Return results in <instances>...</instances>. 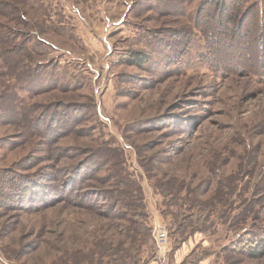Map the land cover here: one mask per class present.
<instances>
[{
	"label": "rangeland",
	"instance_id": "obj_1",
	"mask_svg": "<svg viewBox=\"0 0 264 264\" xmlns=\"http://www.w3.org/2000/svg\"><path fill=\"white\" fill-rule=\"evenodd\" d=\"M208 2L228 4L0 0V264H113L134 213L143 264H264L240 252L264 221L238 217L264 210V80L235 69L241 46L248 65L263 54L264 0L211 12L216 33L199 23ZM198 199L211 215L182 245L173 214Z\"/></svg>",
	"mask_w": 264,
	"mask_h": 264
},
{
	"label": "trees",
	"instance_id": "obj_2",
	"mask_svg": "<svg viewBox=\"0 0 264 264\" xmlns=\"http://www.w3.org/2000/svg\"><path fill=\"white\" fill-rule=\"evenodd\" d=\"M223 1H228V4L227 5L221 4L220 5V3L217 2L218 6L216 7L215 3L208 2V4L206 3L207 6H205V4H203L201 6L202 8L199 12L200 26H203V28H207V26H209V27L211 26L212 27L211 30L213 33H216L222 29L221 25H218L215 27L209 23L208 18L210 17V13L213 11L214 12L221 11L225 15H227V13L231 12L232 9H234V6H237L236 4H233V3L238 4L237 1H239V0H223ZM249 15L250 14H248V16ZM251 15H252V13H251ZM230 22L233 25L231 19H230ZM219 24H221V23H219ZM232 28H233V26L229 25L230 31ZM232 32H235V31H232ZM244 35L245 34H242L241 37ZM8 39H9V35L2 38V40L0 41L2 46H6L5 44L8 42ZM255 39H256V43H259V45H260V47H258V48H260V50L263 52L262 56L257 60V64L256 65H253V64L248 65L249 63L247 64V61H248L247 59L249 58L248 51H247V49L249 48V43H247V45L241 46V48L243 50V53H241V58L244 59V62L241 66L235 65V66H237L235 69H236V72H238L237 69H244L245 70L248 67V69L245 72L248 75H250L251 78L258 79L259 81L260 80L263 81L264 80V41H263V44H262V41L259 42L258 41V35H255ZM227 43L228 42H226V44ZM221 45L222 44L213 46V48L211 46V50L213 51V49H219L217 46H221ZM238 54L236 56H238ZM211 56L219 59L218 62L215 61L216 66H217L216 68L218 70L222 71L224 74H225V72H227V74H230L232 69L227 68L226 66H233V62L230 60L228 62L222 61V59H228L230 56H235V54H233V53L228 54V53H225L224 51H220V52H218V51L214 52L213 51V53H210V57ZM138 60H141V59H140L139 54H136L135 55V61H138ZM0 73H2L1 70H0ZM238 73H240V72H238ZM81 178L82 177H80V179H75L73 181H64L63 182L64 191L73 190V189L81 186L83 183ZM171 189L172 188H170V190ZM192 193H193L192 191L188 192V194H192ZM177 199H179V198L177 197ZM253 200L254 199H252V201ZM196 204H198V205L195 207L194 211L191 210L192 213L189 210L183 211L181 207H178V210L173 214V217L175 220V223H174L175 225H172V227H173L172 233L176 234V236L179 237V241L182 245H185L186 240H188V238L190 239L191 236L194 235V233L196 231L197 232L200 231V229H201L200 227H203L207 223V221L209 220V217L211 215V209H208V207L205 208L204 206H202L201 204H203V203H201L199 201V199L196 200ZM201 216H202V222L203 223H202V225H198V221L200 220ZM131 217L136 218V219L131 220V223H130V224H132L133 228L128 229V233L130 235V238L133 239V243H131L127 249H122L121 254L118 255L116 261L113 264H143L141 261V258H140V253H141V248L149 240V228L143 224V221H142L143 217L141 214L134 213ZM238 217H241V219H244L242 222H245V221L247 222L248 220H250L251 222H256V221L263 222L264 221V210L262 208H260L257 211H250L248 215L243 212V213L239 214ZM202 229H205V228H202ZM181 244L179 246H181ZM107 250H108V247H107ZM240 252L242 255L246 256V258H249L252 260H260V259L264 258V243H263V241L259 240L258 242H256V244H254L253 246H250L247 250H243ZM184 262H186V261H184ZM184 262L182 264H185ZM186 264H187V262H186Z\"/></svg>",
	"mask_w": 264,
	"mask_h": 264
},
{
	"label": "built area",
	"instance_id": "obj_3",
	"mask_svg": "<svg viewBox=\"0 0 264 264\" xmlns=\"http://www.w3.org/2000/svg\"><path fill=\"white\" fill-rule=\"evenodd\" d=\"M154 239L157 246L158 259H164L169 244L166 228L163 226H157L154 230Z\"/></svg>",
	"mask_w": 264,
	"mask_h": 264
},
{
	"label": "crops",
	"instance_id": "obj_4",
	"mask_svg": "<svg viewBox=\"0 0 264 264\" xmlns=\"http://www.w3.org/2000/svg\"><path fill=\"white\" fill-rule=\"evenodd\" d=\"M184 252H181V251H178L174 256H173V260H174V262L176 263V262H178L179 261V259L183 256L182 254H183ZM181 260V259H180ZM179 262H182V260L181 261H179ZM159 263H161V262H159ZM151 264H157V263H151ZM179 264V263H178Z\"/></svg>",
	"mask_w": 264,
	"mask_h": 264
}]
</instances>
